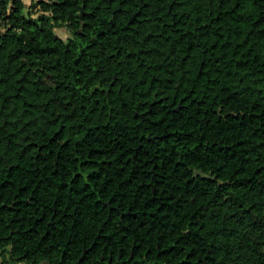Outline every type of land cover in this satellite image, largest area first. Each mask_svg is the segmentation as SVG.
Instances as JSON below:
<instances>
[{
  "label": "trees",
  "instance_id": "obj_1",
  "mask_svg": "<svg viewBox=\"0 0 264 264\" xmlns=\"http://www.w3.org/2000/svg\"><path fill=\"white\" fill-rule=\"evenodd\" d=\"M0 260L264 264V0H0Z\"/></svg>",
  "mask_w": 264,
  "mask_h": 264
},
{
  "label": "water",
  "instance_id": "obj_2",
  "mask_svg": "<svg viewBox=\"0 0 264 264\" xmlns=\"http://www.w3.org/2000/svg\"><path fill=\"white\" fill-rule=\"evenodd\" d=\"M135 17H133L134 19ZM132 19V20H133ZM154 140V139H153ZM194 176L197 178V177H201L202 179H205V180H214L215 178L212 177V174H205L202 170H195L194 171Z\"/></svg>",
  "mask_w": 264,
  "mask_h": 264
},
{
  "label": "rangeland",
  "instance_id": "obj_3",
  "mask_svg": "<svg viewBox=\"0 0 264 264\" xmlns=\"http://www.w3.org/2000/svg\"><path fill=\"white\" fill-rule=\"evenodd\" d=\"M26 7L29 8L27 5H26ZM27 11H28V9H26V12ZM56 34L64 40H66L70 37V33L66 29H57Z\"/></svg>",
  "mask_w": 264,
  "mask_h": 264
},
{
  "label": "built area",
  "instance_id": "obj_4",
  "mask_svg": "<svg viewBox=\"0 0 264 264\" xmlns=\"http://www.w3.org/2000/svg\"><path fill=\"white\" fill-rule=\"evenodd\" d=\"M19 1L23 2L28 7H31V5L33 3H37V2L42 1V0H19ZM38 12H39V8H36L35 13H38ZM34 15H36V14H34Z\"/></svg>",
  "mask_w": 264,
  "mask_h": 264
}]
</instances>
